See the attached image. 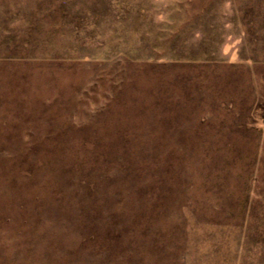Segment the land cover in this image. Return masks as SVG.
<instances>
[{
	"label": "rangeland",
	"instance_id": "rangeland-1",
	"mask_svg": "<svg viewBox=\"0 0 264 264\" xmlns=\"http://www.w3.org/2000/svg\"><path fill=\"white\" fill-rule=\"evenodd\" d=\"M0 264H264V0H0Z\"/></svg>",
	"mask_w": 264,
	"mask_h": 264
}]
</instances>
